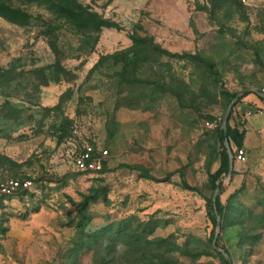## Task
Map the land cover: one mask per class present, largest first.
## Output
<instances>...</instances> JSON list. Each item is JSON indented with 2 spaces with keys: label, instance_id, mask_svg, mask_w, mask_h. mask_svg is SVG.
<instances>
[{
  "label": "rangeland",
  "instance_id": "374dc122",
  "mask_svg": "<svg viewBox=\"0 0 264 264\" xmlns=\"http://www.w3.org/2000/svg\"><path fill=\"white\" fill-rule=\"evenodd\" d=\"M5 1L24 15L0 14V177L35 187L0 197V264H264V145L218 179L220 250L208 201L227 106L264 92V0H74L94 33L73 0ZM85 142L107 150L90 173Z\"/></svg>",
  "mask_w": 264,
  "mask_h": 264
},
{
  "label": "crops",
  "instance_id": "0c3cea01",
  "mask_svg": "<svg viewBox=\"0 0 264 264\" xmlns=\"http://www.w3.org/2000/svg\"><path fill=\"white\" fill-rule=\"evenodd\" d=\"M58 84H47L42 89V103L44 105H53L58 100V95L55 93L58 91ZM59 94V92H57ZM1 97V94H0ZM119 116L127 114L133 117V110H120ZM229 124L236 127L243 133L241 147L245 150V154L250 155L254 150L264 145V97L256 91H249L245 93L237 102L233 105L229 118ZM27 126L21 127V133H31L24 136V140L34 142L39 139L40 132L33 131L32 127L29 130H24ZM2 134L0 133V137ZM2 138V137H1ZM230 148L233 152V170L234 177H240L244 170V164L234 156V151L238 147L232 140L230 141ZM216 168L219 165V161H215Z\"/></svg>",
  "mask_w": 264,
  "mask_h": 264
},
{
  "label": "trees",
  "instance_id": "16d2710c",
  "mask_svg": "<svg viewBox=\"0 0 264 264\" xmlns=\"http://www.w3.org/2000/svg\"><path fill=\"white\" fill-rule=\"evenodd\" d=\"M64 3H65L64 8L62 7L59 8L62 10V12L65 13V16L68 19L74 21L75 24L78 26V28L83 29V31L94 33L98 31L101 26L105 25L103 20L94 17V14H92L88 9L84 8L82 5L78 4L74 0L73 2L68 1L67 3L66 1H64ZM0 14L4 15L8 19L16 23L20 22L21 17L24 15L19 10L18 7L7 3L5 0H0ZM92 41L93 43L95 42V40ZM236 94L237 93H234V96H236ZM243 95L239 96L237 100H239ZM237 100L233 103V105L237 102ZM231 111L229 113L226 126L225 127L220 126L219 134L221 139L224 141V143L220 152L219 165L214 171L208 173V180L211 186L213 187V191L216 186H219L218 194L216 195L215 200L213 201L212 199L213 195L208 200L210 204V209H209L210 219L213 223L212 240L214 238V233L217 224L215 209L217 213L220 215V217L222 215V210H223V206L219 199V191H221L222 189V184L218 179L221 176V174L229 171V157L225 145V139L228 141L229 145H230V141L232 140L238 147H241L240 145L243 137V133L241 131H239L236 127L229 124ZM218 236L219 234L217 235V237ZM217 237H216V244H217Z\"/></svg>",
  "mask_w": 264,
  "mask_h": 264
},
{
  "label": "built area",
  "instance_id": "2783aa9c",
  "mask_svg": "<svg viewBox=\"0 0 264 264\" xmlns=\"http://www.w3.org/2000/svg\"><path fill=\"white\" fill-rule=\"evenodd\" d=\"M264 94V92H261ZM209 127L215 126L214 123L206 122ZM95 154L93 146L85 142L82 148L72 156V162L75 168L84 173H90L99 170L103 166V156L107 153L106 149H100ZM234 156L244 162L246 160L245 150L242 147H236ZM35 187V181L31 177H0V197L16 196L23 191L31 190Z\"/></svg>",
  "mask_w": 264,
  "mask_h": 264
},
{
  "label": "water",
  "instance_id": "95a60500",
  "mask_svg": "<svg viewBox=\"0 0 264 264\" xmlns=\"http://www.w3.org/2000/svg\"><path fill=\"white\" fill-rule=\"evenodd\" d=\"M249 91H255V89L253 88H246L242 91H239L236 96L231 100V102L229 103V105L227 106L223 116H222V120H221V124L223 127L226 126V123H227V120H228V116H229V113L231 111V108H232V105L233 103L237 100V98ZM259 94H261L263 97H264V94L259 92ZM225 145H226V148H227V152H228V157H229V171L228 173H231V170H232V167H233V152L228 144V141L225 139ZM218 190H219V186H216L215 189H214V192H213V201L215 200V197L216 195L218 194ZM215 212H216V218H217V224H216V229H215V233H214V238L212 240V244L219 249V247L217 246L216 244V237L217 235L219 234V231H220V228H221V222H220V215L217 213L216 209H215ZM220 250V249H219ZM230 264V262H229Z\"/></svg>",
  "mask_w": 264,
  "mask_h": 264
}]
</instances>
